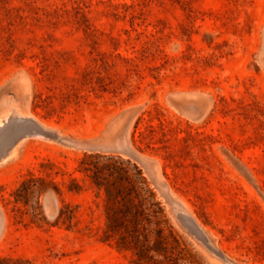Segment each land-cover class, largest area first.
I'll list each match as a JSON object with an SVG mask.
<instances>
[{"label":"rangeland","instance_id":"rangeland-1","mask_svg":"<svg viewBox=\"0 0 264 264\" xmlns=\"http://www.w3.org/2000/svg\"><path fill=\"white\" fill-rule=\"evenodd\" d=\"M0 119V264H264V0H0Z\"/></svg>","mask_w":264,"mask_h":264},{"label":"bare ground","instance_id":"bare-ground-1","mask_svg":"<svg viewBox=\"0 0 264 264\" xmlns=\"http://www.w3.org/2000/svg\"><path fill=\"white\" fill-rule=\"evenodd\" d=\"M8 110H9V109H8ZM12 111H13V110H12ZM10 112H11V111H10ZM10 112L8 113V116H9V114H11ZM18 114H19V113H18ZM24 114H26V113H24ZM28 114H29V113H28ZM28 114H27V115H28ZM20 115H21V114H20ZM29 116H30V115H29ZM12 117H13V116H12ZM2 118H3V117H2ZM13 118H14V117H13ZM5 119H6V117L4 118L3 123L5 122ZM8 119H9V118H8ZM10 119H11V118H10ZM35 119H36V118H35ZM13 120H14V119H13ZM13 120H12V121H13ZM15 120H16V119H15ZM17 121H18V120H17ZM38 122H39V121H38ZM1 123H2V120L0 119V124H1ZM8 123H10V122H8ZM25 124H27V123H25ZM9 125H10V124H9ZM12 126H13V125H12ZM17 127H18V126H17ZM19 127H20V126H19ZM22 127H23V126H22ZM22 127H21V129H22ZM25 128H26V127H24V129H25ZM31 128H33V127H31ZM0 129H2V128H0ZM47 129H48V128H47ZM45 130H46V129H45ZM2 131H3V130H2ZM20 131H21V130H20ZM26 131H27V130H26ZM6 132H7V131H6ZM44 132H45V131H44ZM4 133H5V132H4ZM9 133H11V132H9ZM9 133L7 132V133L4 134V135L7 136V134H9ZM12 133H13V131H12ZM12 133H11V134H12ZM28 133H29V132H28ZM30 133H31V132H30ZM38 133H39V132H38ZM38 133H37V134H38ZM16 134H17V132H16ZM13 135H14V134H13ZM39 135H40V133H39ZM49 135H51V134H49ZM14 136H15V135H14ZM14 136H13V137H14ZM30 136H31V135H30ZM30 136H29V137H30ZM13 137H11V138H13ZM15 137H16V136H15ZM31 137H32V136H31ZM31 137H30V138H31ZM41 137H42V135H41ZM44 137H47V136L45 135ZM20 138H21V137H20ZM20 138H19V139H20ZM24 138H28V137H24ZM32 138H33V137H32ZM37 138H38V137H37ZM3 139H4V136H3ZM45 139H47V138H45ZM50 139H51V138H50ZM11 140H12V139H11ZM14 141H16V140H14ZM17 141H18V140H17ZM5 142H6V141H5ZM5 142H4V143H5ZM8 142H9V140H8ZM11 143H12V142H11ZM0 145H1V143H0ZM2 145H3V144H2ZM6 146H8V143H7V145L5 144L4 147H6ZM4 147H3V149H4ZM11 147H12V146H11ZM1 148H2V147H1ZM9 148H10V146H9ZM10 150H11V148H10ZM1 151H2V150H1ZM7 151H8V149H7ZM9 152H10V151H9ZM7 153H8V152H7ZM8 154H9V153H8ZM165 189H166V188H165ZM179 212H182V211H179ZM182 213H183V212H182ZM184 214H185V213H184ZM186 216H187V215H186ZM189 217H191V216H189ZM189 217H188V219H189ZM184 218H185V217H184ZM185 221H186V219H185ZM187 221H188V220H187ZM191 221H194V220L191 219ZM194 222H195V221H194ZM188 224H189V223H188ZM183 225H184V224H183ZM193 225H194L193 227L196 226L195 224H193ZM183 227H184V226H183ZM185 227H186V226H185ZM197 227H199V226H197ZM186 228H187V227H186ZM186 228H185V229H186ZM187 232H188V231H187ZM190 232H191V231H190ZM194 232H195V230H194ZM194 232H193V233H194ZM195 234H197V233H195ZM198 234H199V233H198ZM200 235L202 236V234H200ZM200 235H199V237H200ZM193 236H194V235H193ZM205 236H206V235H205ZM202 238H203V236H202ZM220 250H221V249H220ZM221 252H222V251H221ZM225 255H226V254H225ZM226 257H227V256H226ZM228 259H229V258H228ZM229 263H230V264H233V262H231V261H230Z\"/></svg>","mask_w":264,"mask_h":264},{"label":"water","instance_id":"water-1","mask_svg":"<svg viewBox=\"0 0 264 264\" xmlns=\"http://www.w3.org/2000/svg\"><path fill=\"white\" fill-rule=\"evenodd\" d=\"M30 124H32L36 129L40 130V131H44L43 127L39 124H37L34 120L28 118L26 119ZM4 155H6V153H4Z\"/></svg>","mask_w":264,"mask_h":264}]
</instances>
